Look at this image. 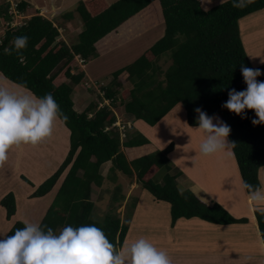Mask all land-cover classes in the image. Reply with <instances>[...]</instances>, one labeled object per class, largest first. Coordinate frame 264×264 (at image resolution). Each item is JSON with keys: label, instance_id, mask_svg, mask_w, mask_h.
Segmentation results:
<instances>
[{"label": "trees", "instance_id": "16d2710c", "mask_svg": "<svg viewBox=\"0 0 264 264\" xmlns=\"http://www.w3.org/2000/svg\"><path fill=\"white\" fill-rule=\"evenodd\" d=\"M207 1L212 6L206 5ZM10 7L7 0H0L1 17L9 22L0 38V75L37 97L51 93L68 117L66 122H60L70 133L69 152L56 173L33 194V198L45 197L67 173L41 225L59 232L68 225L95 224L110 242L122 246L129 227L117 209L125 200L110 208L102 220L93 216L96 208L93 187L105 183L102 166L107 162L112 163V173L136 179L155 199L169 203L172 226L179 219L193 218L219 226L249 222L246 217H234L220 203L206 204L193 191L179 184L178 171H172L174 165L168 158L174 143L147 156L135 158L130 152L151 144L135 123L141 121L155 127L182 104L188 125L197 127L194 109L201 108L209 116H219L230 126L228 139L236 143L232 151L243 185L247 182L261 186L264 124H252L256 119L253 110H246V116L242 118L223 108L222 104L228 100L231 89L242 91L247 87L241 64L259 68L264 73V64L259 67L251 64L239 26L242 19L264 10V0H253L244 8L233 7V0H119L113 4L106 0H83L76 8L82 27L75 38L70 33L77 26L59 25L55 22L56 17L50 20L39 13L22 25L12 27L14 15L9 13ZM28 7L26 2L18 6L21 13ZM148 13L157 26L164 27L162 38L132 64L114 72L111 83L101 87L104 94H97L96 102H91L82 113L77 112L72 94L83 83L86 73L80 68L77 57L86 63L96 60L108 51L101 53L100 49L112 42L111 35H117L132 20ZM61 30L76 41L69 44L62 38ZM21 35L28 36L26 49L21 50V54H5V48H12L13 38ZM165 56L171 58L172 63L165 71L164 80H160L162 71L158 61ZM257 79L264 81V75ZM125 83L131 84L132 88L121 93ZM105 101L109 103L100 107ZM119 120L131 122V127L125 131L126 140L121 138L119 128H112ZM157 172L162 184L152 179ZM109 179L115 178L110 176ZM116 190L115 187L112 191ZM0 205L6 210L7 220L16 216L13 193L6 195ZM254 216L264 242V212L256 209ZM23 226L24 222H16L7 235Z\"/></svg>", "mask_w": 264, "mask_h": 264}, {"label": "rangeland", "instance_id": "374dc122", "mask_svg": "<svg viewBox=\"0 0 264 264\" xmlns=\"http://www.w3.org/2000/svg\"><path fill=\"white\" fill-rule=\"evenodd\" d=\"M82 1L83 0H7V2L11 4L9 13L14 15L11 26H20L26 19L39 13L40 15L44 14L50 20L53 19V16L56 17L55 22L59 25L80 26L81 29L82 22L78 18L76 8ZM106 1L109 4H113L119 0ZM22 2H26L29 5V8L25 13H21L18 8ZM209 4L212 6V4L207 1L206 5ZM43 5L46 7V10ZM53 5H61L59 15L55 13L56 11L58 12V10L54 11L52 7ZM53 13L55 14L51 17ZM256 13L242 19L239 22V26L242 41L243 37L245 39L244 47L247 50L246 53L248 58H250V62L254 67H259L264 63H256L253 60L260 61L261 59H264V12L258 15H256ZM8 25L9 22L6 21L4 17H1L0 14V38L8 29ZM125 27L129 29H124L126 31L125 34H123L124 30H121L116 37L113 36L114 38L112 39V42L101 48L103 50L100 49L101 53L106 49L108 50L106 53L102 54V56L87 63L84 60L83 63L79 61V64L81 65L80 68L87 72L85 73L83 83L75 88L72 98L76 100V96L79 92L76 89H83L84 87L85 91H87L86 96H90V99L89 102L85 104H77V112L85 111L89 104L95 101L94 98L97 94H104L101 92V87L107 86L111 83L114 79L112 76L114 72L132 64L135 60L140 58L142 54L161 39L164 34V27L157 26L152 16L150 18L149 13L141 16L140 19L132 20ZM62 34L69 44L74 43L76 41L74 38L78 35L76 31L71 32L70 36L74 37L71 40V38L65 36L66 33L63 30ZM128 36L130 38L124 40V38H128ZM171 63V58H167V56L162 57L158 61V66L162 71V75H159L160 80H164L165 71ZM0 84L15 92H28L14 83L7 81L1 75ZM125 84L126 85L121 90V93H124L126 89L132 88L131 84ZM90 89L91 91H89ZM108 103L109 101H105L100 104V107H103ZM170 123L172 125H170ZM129 124L131 125V122L124 123V121L119 120L112 128H119L121 138L126 140L125 131L128 129ZM162 126H164L162 127L163 132H155L154 130L156 129L149 126L144 127L143 131L139 129L142 132L141 134H143L151 144L146 147L132 150L130 152L132 155L131 157L137 158L140 156H147L153 152L164 150L171 143H174V150L168 156L169 160L174 164L172 171H182L184 176L191 179L193 182L195 181L199 187L203 186L207 188L215 199H217L216 202L224 204L233 214L239 215L248 212L247 193L243 187L242 178L234 155L232 154L229 156L224 152L212 156L201 155L199 145L204 138L203 133L198 129H190L191 127L187 124L186 112L182 104L177 105L170 112V114L162 121ZM187 128L188 131L186 130ZM180 134H183V140L181 142V147L176 148L177 142H180ZM161 144L165 148L159 149L158 146ZM177 149H179L178 154L176 153ZM68 152L69 132L60 120H57L54 123L53 134L51 137L46 138L38 145H21L19 147H13L9 151L7 162L2 168H0V200L9 193H13L16 197L17 214L11 220H7L6 210L0 205V235H7L12 226L18 221L41 223L55 199V196H57L60 191L67 173H64L60 177L55 187L45 197L33 198V194L40 185L56 173L62 162L65 160ZM30 160L33 166L32 170L29 169L31 172L27 173L28 165L26 164H29ZM109 166V163L104 164L102 168V176L105 177L106 182L103 183L101 187H93V193L95 195L93 201L96 206L93 216L102 220L110 208H113L114 205L120 204L125 200V210L124 208H118L117 213L120 214L124 224L129 227V233L127 235L130 236L128 239H125V241L127 240V243H131L143 235V237L148 239L151 243L156 242V247L162 250H165L166 247H169V250H177L176 254L172 253V257L168 254L172 264H201V261L198 259L200 257L199 253L192 251L186 253L184 248L175 249L171 244L176 240L174 238L187 241L189 247H196V243H202L200 237H204L205 235L193 228L196 225V222H199L200 224L201 221L193 220L192 228L188 229L189 232L183 227L171 230L172 224L170 223H172V218L170 214V204L155 199L142 187L141 184L137 183L136 179L131 180L125 175L112 173V171H109L112 166H110V168ZM44 169H48V176H45V178L43 177L41 181L37 182V179L41 178L39 172H42ZM110 176L111 178L116 179L115 183V179H109ZM157 176L158 172L152 176L153 181L157 184H162ZM26 179L31 183L27 182ZM260 181L262 186H264V168L261 171ZM115 187L118 188V190L113 192L112 190H115ZM200 188L204 191L202 187ZM198 193L200 195L195 194L199 198H202L206 204L211 203V201L215 202L208 192L209 197L212 199L211 201L206 197H202V193ZM114 194H116V196ZM140 203L141 205L139 206ZM136 213H138V218H136V224H134L133 218L136 216ZM254 222H256L255 229H257V219L256 221L255 219H252L253 224ZM252 223L250 220L246 225L250 224L251 228L253 225ZM141 225L143 226L142 229L140 227ZM130 229H133L132 232H130ZM185 233L193 236L187 238ZM255 235L259 241L260 237L258 231L251 228L247 243L259 251L260 249L254 240ZM164 236H169V238H163ZM196 237L198 238L197 240ZM238 247V245H234L230 248L228 245L224 248V251L221 250L218 253L221 254L220 257L227 256V258L220 259L221 264H242L238 258H228L227 252L237 249ZM254 264H259V262Z\"/></svg>", "mask_w": 264, "mask_h": 264}, {"label": "clouds", "instance_id": "9594fccd", "mask_svg": "<svg viewBox=\"0 0 264 264\" xmlns=\"http://www.w3.org/2000/svg\"><path fill=\"white\" fill-rule=\"evenodd\" d=\"M252 2L233 0V7L244 8ZM12 45L4 49L5 54H21L28 45V36H15ZM260 62L264 63V59ZM240 67L247 87L242 91L231 89L222 107L242 118L246 110H253L256 119L252 124H264V81L257 79L264 73L259 68L243 64ZM194 111L196 129L204 137L199 145L200 154L212 156L224 152L231 156L236 143L228 139L230 126L201 108ZM67 119L51 93L37 97L31 92H15L0 84V168L7 162L13 147L38 145L51 137L57 120L66 122ZM243 187L256 209L264 212V186L245 182ZM179 191L183 194V189ZM0 264H172V261L165 250L144 237L118 247L95 224L68 225L55 232L46 225L24 221V226L13 234L0 235Z\"/></svg>", "mask_w": 264, "mask_h": 264}, {"label": "crops", "instance_id": "0c3cea01", "mask_svg": "<svg viewBox=\"0 0 264 264\" xmlns=\"http://www.w3.org/2000/svg\"><path fill=\"white\" fill-rule=\"evenodd\" d=\"M33 1H35V0H33ZM43 7L46 10V7L44 5H43ZM52 7H53L54 11L58 10V12L56 11L55 13L57 15H59V13H60L59 9L61 8V5H59V6L53 5ZM41 12H42V10H41ZM263 12H264V10L260 11L259 13H256V15H258L260 13H263ZM55 13H53L51 15V17ZM42 15L45 16L44 14H42ZM45 17L47 18V16H45ZM52 18H55V17L53 16ZM124 29H127V28L124 27L122 30H124ZM75 31L79 34L81 32L80 26H77ZM113 36L116 37V35H111L112 39L114 38ZM129 36H128V38H124V40L129 39L130 38ZM62 38H65L64 35H62ZM243 42H244V45H245L244 37H243ZM253 61L256 62V63L257 62L260 63V61H255V60H253ZM76 90H78L79 92H78V94L76 96V100L73 99V101L75 103V110L77 111V107H78L77 104L78 105L79 104L82 105V104H85V103L89 102V99H90L89 97L90 96L89 97L86 96V94H87L86 92L87 91H85L84 87H83V89L82 88H80V89L77 88ZM78 112L82 113V111H78ZM162 121L159 124H157L155 127H152L153 129H156V130H154L155 132H157V131L163 132V128L162 127H164V126H162ZM170 125H172V124L170 123ZM173 126H175V125H173ZM135 127L138 129V131H140V130L143 131L144 127H148V125H146L144 122L139 121V122L135 123ZM186 127H188V126H186ZM190 129H196V127H191ZM186 130L188 131V128ZM182 135L183 134H180V136H179V141L180 142H177L176 148L177 147L178 148L181 147V142L183 140V136ZM69 145H70V133H69ZM158 148L159 149H161V148L163 149L165 147H163V145L161 144V145L158 146ZM178 150L179 149H177V152H176L177 154H178ZM108 163L110 164V166H112L111 162H107L105 164H108ZM26 165H28L27 173L31 172V171H29V169L32 170V166H33L31 160L29 161V164H26ZM110 166H109V168H110ZM102 168H103V166H102ZM111 169H112V167H111ZM111 169L109 171H111ZM47 171H48V169H44L42 172H39L41 178L37 179V182L41 181L43 179V177L45 178V176H48L47 175ZM176 171H178V173H177L178 174V179L177 180H178V182H179V184L181 186L185 187L186 189L192 190L196 194H199L198 192L202 193L203 194L202 197H206L210 201L212 200L211 197L214 199L215 202L217 201V199H215V197L209 192V190L207 188H205L203 186H200V187H202L204 189V191L201 190V188L196 184V182L195 181L193 182L191 179H189L186 176H184L182 171H179V170H176ZM261 171H260V175H261ZM159 180H160V178H159ZM105 182H106V180H105ZM261 186H262V184H261ZM207 192L211 195V197H209ZM247 198H248L247 199L248 212L242 213V214H239V215L233 214L228 207H226L224 204H221V203L220 204L223 205L228 211H230L232 213V215H234V217H236V218L248 217L249 221L251 220V223H252V219L253 220L255 219V221H256V218L254 216V211L256 210V208H255V205L253 204V202L250 200L248 194H247ZM140 205H141V203L139 204V206ZM121 208H124V204L122 205V207H120V209ZM151 208H153V207H151ZM124 210H125V208H124ZM149 211H150V209H149ZM170 214H171V207H170ZM137 215H138V213H136V216L133 218L134 224H136V218H138ZM193 220L201 221V223L204 222V223L209 225L208 226V225H206L204 223H202V224L200 223L199 224V222H196V225L193 227L197 231H200V232H202V234L205 235L204 237H200V239H201L203 244L202 243H196L197 244L196 247H193V246L189 247L187 241H183L182 239H179V238H174L176 240H174L171 244L174 246L175 249L184 248L186 253H188L190 251L199 253L200 257L198 259L201 261V264H221L220 259L227 258V256L225 255V257H220L221 254H218V253L221 250L224 251V248H226V246H228V245L230 246V248H232L234 245H238L239 247L237 249H233L230 252H227L228 253V258H230V257L238 258L241 261L242 264L243 263L254 264L256 262H259V264H264V242L262 241V238H261V235H260V231H259V227L257 226V229H255L256 228V222H254V224L252 223L253 225H252L251 228H254V230H257L258 233H259V237H260L259 241L257 240L256 235L254 236V240L257 243L258 248L260 249L259 251L256 248H253L251 245H249L247 243V240H248V237H249L248 235H250V230H251L250 224L249 225H246V224H233V225H230V226H219V225H214V224L205 222V221L200 220L198 218L179 219L176 222L175 226L171 227V230L183 227V228H185L188 231V229L192 228ZM202 225H204V226H202ZM140 227H141V229L143 228L142 225ZM210 227H212V228H210ZM183 228H181V229H183ZM132 230L133 229H130V232H132ZM185 235L187 236V238L193 236V235L190 236V234H188V233L187 234L185 233ZM129 236L130 235H127L126 238L128 239ZM142 237H143V235H142ZM163 238H169V236H164ZM197 239L198 238L196 237V240ZM125 242H127V240ZM153 244L156 246V242L153 243ZM209 248H211V249H209ZM165 251L171 257H172V253L173 254L177 253V250H173V249L169 250V247H166ZM213 252H216V253H213ZM214 254H217V255H214ZM188 257H189V255H188Z\"/></svg>", "mask_w": 264, "mask_h": 264}, {"label": "built area", "instance_id": "2783aa9c", "mask_svg": "<svg viewBox=\"0 0 264 264\" xmlns=\"http://www.w3.org/2000/svg\"><path fill=\"white\" fill-rule=\"evenodd\" d=\"M77 59L81 62V63H83L84 61H83V59L80 57V56H78L77 57ZM128 127H131V125L129 124V126Z\"/></svg>", "mask_w": 264, "mask_h": 264}]
</instances>
